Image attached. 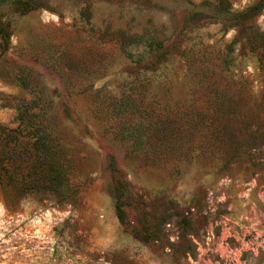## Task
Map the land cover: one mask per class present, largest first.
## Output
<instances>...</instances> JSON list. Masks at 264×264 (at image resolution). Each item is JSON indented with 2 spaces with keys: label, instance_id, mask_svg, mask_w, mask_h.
Returning a JSON list of instances; mask_svg holds the SVG:
<instances>
[{
  "label": "rangeland",
  "instance_id": "rangeland-1",
  "mask_svg": "<svg viewBox=\"0 0 264 264\" xmlns=\"http://www.w3.org/2000/svg\"><path fill=\"white\" fill-rule=\"evenodd\" d=\"M17 1L0 123L57 176L0 181V264H264V0Z\"/></svg>",
  "mask_w": 264,
  "mask_h": 264
},
{
  "label": "trees",
  "instance_id": "trees-1",
  "mask_svg": "<svg viewBox=\"0 0 264 264\" xmlns=\"http://www.w3.org/2000/svg\"><path fill=\"white\" fill-rule=\"evenodd\" d=\"M17 9L20 11H28L33 9V5H30L29 1H17ZM0 32L4 38L5 43L9 41V32L7 30L8 25L0 23ZM19 123L15 128L7 127V125L0 123V181L1 186L5 187L7 185V181L17 189L24 190L29 189L33 190L40 187L39 181L48 182V184L43 183L45 186H51L50 183L55 180L56 169L53 168V165L48 164L47 166L40 167L36 163H34V159L38 156L39 151V143L41 139V132L44 131V128L34 127L33 129H29L30 144L28 143L25 146V143L21 141V133L23 115L22 111L19 109ZM50 131V130H48ZM248 144L252 146L253 142L249 141ZM27 155L30 159H32L31 164L29 165L26 176L23 173L21 164L18 162V158L21 156ZM13 157L14 165L12 167L8 166V159ZM7 161V162H6ZM20 175L26 177V182L20 179Z\"/></svg>",
  "mask_w": 264,
  "mask_h": 264
}]
</instances>
